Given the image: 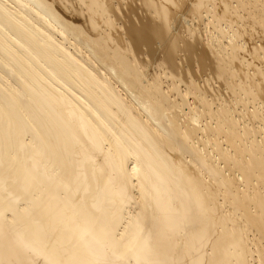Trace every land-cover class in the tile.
I'll return each mask as SVG.
<instances>
[{"label":"bare ground","instance_id":"1","mask_svg":"<svg viewBox=\"0 0 264 264\" xmlns=\"http://www.w3.org/2000/svg\"><path fill=\"white\" fill-rule=\"evenodd\" d=\"M113 1L0 0V264H264V0Z\"/></svg>","mask_w":264,"mask_h":264},{"label":"rangeland","instance_id":"2","mask_svg":"<svg viewBox=\"0 0 264 264\" xmlns=\"http://www.w3.org/2000/svg\"><path fill=\"white\" fill-rule=\"evenodd\" d=\"M116 1L117 0H114L113 1V4H114V2H115V4H116ZM124 2V3H123ZM123 2H121V8L120 9H118L117 10V7H115L113 4V6H114V8L116 9L115 11H116V13L117 12H119V14L117 13V15H118V17H117V19L118 20H116L117 22V24H118V26H119V28L117 29V32H116V30L114 31V35L115 34H118V36L117 35H115L116 37H119V39L122 41V43H124L123 41L125 40V33H126V28L130 25V22L132 23V21L133 22H136V23H134V24H136V25H139L140 24V22H142L143 20L145 21L146 20V16H148L149 14H148V12H146V10H145V8L143 7V5H141L142 3H140L139 2V0H127L126 2L125 1H123ZM189 4V3H188ZM125 5V6H124ZM131 5V6H130ZM124 6V7H123ZM123 7V8H122ZM126 7V8H125ZM128 7V8H127ZM134 8V10L133 11H129V8ZM138 7H139V9H138ZM144 10H145V12H144ZM133 13V14H132ZM179 13V12H178ZM178 13H177V16H179L178 17V19L175 21V23H174V30L175 31H181V32H183V30H187V28L186 27H188L190 24H192L193 25V22H191V23H189V22H185V17H189V13H186V14H183V15H185V16H181V14L179 13V15H178ZM136 14V15H135ZM122 15V16H121ZM126 15V16H125ZM123 17V18H122ZM135 17V18H134ZM140 17V18H139ZM121 18V19H120ZM136 18H137V20H136ZM139 18V19H138ZM145 18V19H144ZM132 19V20H131ZM143 19V20H142ZM124 21V22H123ZM127 21V22H126ZM129 21V22H128ZM196 23H197V21H196ZM196 23H194V25L193 26H196ZM120 24L122 25V27L120 26ZM128 26H127V25ZM178 24V25H177ZM187 24H189V25H187ZM191 25V26H192ZM117 26V27H118ZM176 26V27H175ZM121 27V28H120ZM199 26H198V24H197V26L195 27L197 30H196V32L197 31H199V32H201L202 31V26H201V28L199 29L198 28ZM122 29H124V30H122ZM199 32L196 34L195 33V37H197V40L199 41V49H201V48H205V42H204V37H205V35H204V30L200 33V35H198L199 34ZM120 33V34H119ZM124 33V34H123ZM185 35L187 34V32L186 33H184ZM187 38H188V36H187ZM195 39V38H194ZM190 41L191 42H195L193 39H190ZM198 43V42H197ZM252 41L250 40V44H251V46H250V49H252L253 48V45H252ZM204 44V45H203ZM158 45V43L157 42H155L153 45H152V47L154 48V49H160L159 47V45ZM202 45V46H201ZM155 46V47H154ZM157 46V47H156ZM207 48V47H206ZM143 49H145V47H143ZM158 53H159V50H158V52H157V54H156V56L158 55ZM182 53H183V55H182ZM182 53H180L181 55H179V57H178V59H176V64L179 66V67H181L182 69H183V67H184V73L188 76V74H187V71H186V68H185V66L187 65V59H186V55H185V53L184 52H182ZM208 53H209V57L210 58H212V59H214V54H211L210 52H209V50H208ZM160 55H162V53H160ZM181 56V57H180ZM140 57H145V54H144V52L143 53H141L140 54ZM249 58H251V56H248ZM150 59V58H149ZM179 60H180V62H179ZM148 62H149V60H148ZM256 62H258V61H256ZM150 63H152V60L150 59V62H149V64ZM155 63V62H154ZM184 64H185V66H184ZM152 65H153V63H152ZM152 65H150V67L152 68ZM194 67H195V76H196V79L198 80V83L200 84V87L204 90V91H206V93L208 92L209 93V96H213V97H217L218 98V95H219V93H221L222 95H224L227 99H229L227 96H229L228 94H229V91L224 87L225 85L222 83V81H219V79L216 77V75H215V77L213 76V74L210 76L209 74H211V72H205L204 74H203V72H200L199 71V69H196V64H194ZM196 70H198V71H196ZM202 75V76H201ZM208 77V78H207ZM210 78V79H209ZM203 80V81H202ZM206 80H209V81H207V82H205ZM205 82V83H204ZM204 83V84H203ZM208 83H210V84H208ZM182 84H184V83H182ZM204 86V87H203ZM211 86V87H210ZM228 92V93H227ZM207 93V94H208ZM215 95V96H214ZM230 100V99H229Z\"/></svg>","mask_w":264,"mask_h":264}]
</instances>
